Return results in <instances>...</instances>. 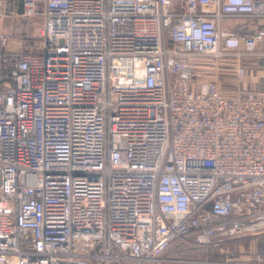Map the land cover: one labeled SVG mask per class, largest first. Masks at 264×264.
I'll use <instances>...</instances> for the list:
<instances>
[{
	"label": "built area",
	"instance_id": "obj_1",
	"mask_svg": "<svg viewBox=\"0 0 264 264\" xmlns=\"http://www.w3.org/2000/svg\"><path fill=\"white\" fill-rule=\"evenodd\" d=\"M22 2L43 43L10 49L0 0V264H229L264 228V91L196 64L245 75L264 26L230 22L264 0Z\"/></svg>",
	"mask_w": 264,
	"mask_h": 264
},
{
	"label": "rangeland",
	"instance_id": "obj_2",
	"mask_svg": "<svg viewBox=\"0 0 264 264\" xmlns=\"http://www.w3.org/2000/svg\"><path fill=\"white\" fill-rule=\"evenodd\" d=\"M43 25V17L41 12L31 16L13 15L5 17L1 22V29L9 36L8 47L17 51H37L43 43L40 35V30ZM248 73H256L258 69H264V59L257 57H245ZM202 79L215 80L224 91H234L242 89L240 87L243 77L236 74V64L231 58H215L211 61L198 60L196 64V76L194 83L197 85ZM261 229L253 232L247 239H236L230 242L228 254L219 256V259L229 264H263L264 259L261 255L262 249L260 244L251 238L264 236V230ZM252 236V237H251ZM179 246H185L187 251L185 255L190 258L188 263L197 264L206 259V254H203L194 249L193 244L189 240L179 243ZM178 248L173 245L170 253H174ZM217 259L213 256L210 260Z\"/></svg>",
	"mask_w": 264,
	"mask_h": 264
},
{
	"label": "crops",
	"instance_id": "obj_3",
	"mask_svg": "<svg viewBox=\"0 0 264 264\" xmlns=\"http://www.w3.org/2000/svg\"><path fill=\"white\" fill-rule=\"evenodd\" d=\"M3 10H4L5 17L13 16L15 14L20 15L24 10L23 2H22V0H4ZM244 21L245 20L240 19V20H237L235 22H230L233 24L238 23L237 24L238 27L233 28V30L235 32H237L238 34L250 33L253 30H255L256 28H258L260 26H264V18L254 20L251 22H247V23H243ZM259 59H264V57H261ZM241 77H243V79H241L242 85H240V87H242L244 89L251 88V89H257V90L264 91V69L263 70L258 69L256 73H253V72L248 73V69H247L246 74L241 76ZM262 230H264V228H262L260 231H262ZM246 237L249 238L250 236L246 235L245 237H241L239 239L240 240L247 239ZM251 239L255 240V242L258 244H260V243L263 244V246L261 244H260V246L262 249L261 255H263L262 258L264 259V236L256 237L254 239L251 238ZM246 264H248V263H246Z\"/></svg>",
	"mask_w": 264,
	"mask_h": 264
}]
</instances>
